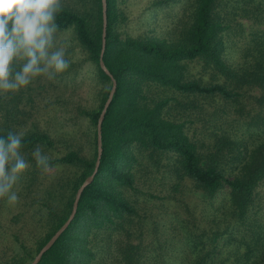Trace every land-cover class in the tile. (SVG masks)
I'll list each match as a JSON object with an SVG mask.
<instances>
[{
	"label": "trees",
	"instance_id": "trees-1",
	"mask_svg": "<svg viewBox=\"0 0 264 264\" xmlns=\"http://www.w3.org/2000/svg\"><path fill=\"white\" fill-rule=\"evenodd\" d=\"M126 1L106 0L103 59L117 87L102 122L98 171L82 192L75 218L38 264H264V225L255 217L261 209L256 199L258 188L264 182V27L251 33L242 49L243 60L233 65L225 58V33L233 27L232 12L240 0H228V9L223 0H196L191 23L170 42L150 35H123L127 14L122 4ZM241 1L246 3L241 8L243 15L264 25V0H252L250 7L248 0ZM56 23V31L74 27L104 85L98 106L81 110L94 127V148L91 156L70 150L49 160L50 165H73L79 173L71 182L64 206L49 207V231L37 247L29 250L22 244L23 250L4 264H31L69 217L78 188L96 165L98 119L112 88L111 77L100 65L102 0L61 5ZM196 60L212 70L214 78H191L188 63ZM154 86L183 97H219L227 102L228 109L218 114L222 124L213 132L214 140L192 138L187 120L169 115L170 102L178 98H158L150 93ZM189 105L196 106L193 100ZM8 130H0V135ZM54 145L50 134L33 131L24 135L21 150ZM162 169L173 181L172 192H189L185 181L192 183V192L207 203L208 221L228 222L229 210L233 222L249 225L244 232L247 241L242 237L246 250L237 251L235 261L227 262L222 256L221 242L229 241L226 230L194 233L185 229L186 219L178 213L165 224L176 229L170 251L163 252L162 243L158 247L147 242L151 231L164 230L153 216L140 213L127 191H136L140 179L147 181L150 174L154 178ZM67 188L66 183H59L53 190L63 194ZM225 188L223 200L216 203ZM167 199L183 202L182 197ZM175 257L180 259L165 261Z\"/></svg>",
	"mask_w": 264,
	"mask_h": 264
},
{
	"label": "rangeland",
	"instance_id": "rangeland-1",
	"mask_svg": "<svg viewBox=\"0 0 264 264\" xmlns=\"http://www.w3.org/2000/svg\"><path fill=\"white\" fill-rule=\"evenodd\" d=\"M223 1L227 4L224 8L228 9V0ZM77 2L79 0H60L62 6H75ZM195 3L196 0H127L122 4L127 21L121 31L123 35L135 37L150 35L169 42L177 40L180 33L191 23ZM251 5H254L253 1L248 0L247 6ZM243 6L246 3L240 0L232 12L233 27L225 33V58L233 65H238L243 60L242 49L251 33L264 27L257 18L255 20L244 16L241 9ZM54 45L64 48L66 58L70 60L69 68L54 78L39 76L18 90L0 91V130L7 128L25 134L33 131L47 132L55 141L54 147H39L49 156V160H54L70 150H78L84 156H91L94 148V127L81 110L98 106L104 85L97 76L94 63L89 60L87 52L79 42L73 26L56 31ZM15 67L18 70L19 66ZM187 73L191 78H214L213 71L205 68L200 60L189 62ZM150 93L158 98L175 95L179 101L170 102L169 115L187 120L189 135L201 142L214 140L213 132L222 124V120L217 119L218 114L225 107L228 109V103L219 97H183L160 86H154ZM191 100L196 106L189 105ZM33 149L21 150L28 160V168L14 185L19 196L18 201L8 204L5 199L0 198V264L9 263L17 251L23 250L22 244L29 250L37 247L49 231L46 223L49 207L64 206L71 182L79 173L75 166L63 163L49 164L47 169L37 167L31 157ZM165 170L155 174L154 178L150 174L147 181L140 179L136 183V191H127V196L135 202L140 213L153 216L164 230L157 228L154 234L151 231L147 242H153L158 247L162 243L163 252L167 249L170 251L176 242L172 238L176 229L165 224L178 213L179 218L186 219L185 229L194 233H201L202 230L211 232L217 228L226 230L229 241L227 244L221 242L222 256L227 258V262L235 261L238 252L246 250L242 237L247 238L244 232L249 225L233 222L229 210L228 222L208 221L205 215L207 203L200 195L192 192V183L185 181L189 192H172L170 183L173 181ZM59 183L68 185L66 193L53 190ZM182 189H185L184 186ZM225 193L226 188L217 195L216 203L223 200ZM168 196L182 197L183 202L168 200ZM256 199L261 209L255 217L264 225V182L258 188ZM179 231L180 228H177V232ZM168 255L170 253L166 254ZM176 259L180 257L166 258L165 261Z\"/></svg>",
	"mask_w": 264,
	"mask_h": 264
},
{
	"label": "clouds",
	"instance_id": "clouds-1",
	"mask_svg": "<svg viewBox=\"0 0 264 264\" xmlns=\"http://www.w3.org/2000/svg\"><path fill=\"white\" fill-rule=\"evenodd\" d=\"M60 8V0H0V91H15L69 68L64 48L54 45ZM24 135L12 129L0 135V198L8 204L18 201L14 185L28 168L21 152ZM31 157L37 167L48 168L49 156L40 147Z\"/></svg>",
	"mask_w": 264,
	"mask_h": 264
},
{
	"label": "water",
	"instance_id": "water-1",
	"mask_svg": "<svg viewBox=\"0 0 264 264\" xmlns=\"http://www.w3.org/2000/svg\"><path fill=\"white\" fill-rule=\"evenodd\" d=\"M103 4V19H104V25H103V46H102V51L100 54V65L104 69V71L111 77L112 79V88L110 90L108 99L106 100L104 107L101 111L100 117L98 119V124H97V150H98V155L96 159V165L95 168L90 176L86 178V180L81 184V186L78 188L74 202H73V207L72 211L67 218V220L64 222V224L53 234V236L49 239V241L40 249V251L37 253L35 256L34 260L31 262V264H38L39 261L41 260L43 254L48 251L52 247V245L57 241V239L61 236V234L68 228L70 223L73 221L75 218V215L77 213L79 201L82 195L83 190L87 185H89L93 180L94 177L98 171L100 162H101V157H102V152H103V147H102V122L104 120L105 114L107 112L108 107L110 106V103L112 101L114 92L117 87V81L115 77L112 75V73L109 71L107 68L103 56H104V51H105V43H106V26H107V2L106 0H102Z\"/></svg>",
	"mask_w": 264,
	"mask_h": 264
}]
</instances>
